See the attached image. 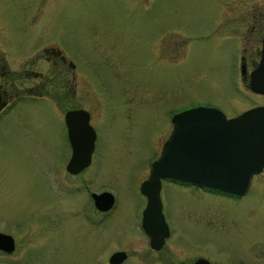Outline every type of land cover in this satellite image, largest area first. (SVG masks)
Wrapping results in <instances>:
<instances>
[{"label": "rangeland", "instance_id": "obj_1", "mask_svg": "<svg viewBox=\"0 0 264 264\" xmlns=\"http://www.w3.org/2000/svg\"><path fill=\"white\" fill-rule=\"evenodd\" d=\"M263 32L264 0H0V71L20 79L36 72L30 81L44 94L28 100L25 92L0 122V232L17 248L0 264H105L111 250L148 249L139 186L171 116L205 106L233 118L264 105L238 65L241 47L245 58L258 55ZM75 107L89 113L96 141L90 166L70 177L63 113ZM103 190L115 207L96 214L89 191ZM190 191L170 184L161 193L174 261L197 254L264 264V188H252L254 219L241 204L231 232L221 213L198 231L190 208L222 210L225 202ZM147 260L158 264L150 253Z\"/></svg>", "mask_w": 264, "mask_h": 264}, {"label": "water", "instance_id": "obj_2", "mask_svg": "<svg viewBox=\"0 0 264 264\" xmlns=\"http://www.w3.org/2000/svg\"><path fill=\"white\" fill-rule=\"evenodd\" d=\"M241 73L244 74V67ZM249 88L253 93L264 95V34L260 60L249 74ZM171 122V134L160 156L151 164L148 180L141 185V192L148 200L142 227L156 250L169 234L160 212L161 179L242 194L251 176L264 168V106L233 118H226L217 108L199 106L173 115ZM65 124L72 151L66 170L77 174L90 164L96 134L89 124V113L82 109L67 111ZM92 198L100 211H108L114 202L108 192L93 193ZM13 249V238L0 232V250L11 252ZM124 257V252L113 253L109 263L117 264ZM193 264L212 263L200 258Z\"/></svg>", "mask_w": 264, "mask_h": 264}, {"label": "flooded vegetation", "instance_id": "obj_3", "mask_svg": "<svg viewBox=\"0 0 264 264\" xmlns=\"http://www.w3.org/2000/svg\"><path fill=\"white\" fill-rule=\"evenodd\" d=\"M260 48H261V44H260ZM241 49H242V52L239 53L240 55H239V59H238L239 60L238 61L239 72H240L241 82H242L243 86L249 91V88H248L249 73L258 64V61L260 59V49L258 51L257 56H250L249 58H245V56L243 54V48L241 47ZM69 64H71V66H72L71 62ZM242 66L244 67V71H245L243 75L241 74V67ZM6 73H4L3 71H0V122L3 121V119L6 118L9 114H11L14 111V109H16L17 105L19 104L20 99L26 98L25 92L28 93V96H27L28 100H30V99L35 100L39 97L42 98L44 96V94H42L41 92L37 93L35 91V84L33 83V81H30L29 76H31V75L34 76L36 72H34L33 74H24V75L22 74L24 76L23 79H20V76H18V74H15V73L11 74L10 71H7ZM20 80H22L21 81L22 84H23V81L27 80V82H28L26 85L27 87L22 89L23 91L21 89H19V82L18 81H20ZM20 95H22V96H20ZM77 108L78 107L68 108V109H77ZM67 161L65 163L64 170H65ZM84 170L79 172L78 174H75V175L68 173L66 170L65 171L70 177H77L80 174H82L84 172ZM148 176H149V172L143 181H145L148 178ZM170 184H175L179 187L187 186V187L191 188L190 193L197 200H201L202 197L204 198V196L208 195V194L215 195L216 197L217 196L221 197L223 202H225L224 206L222 207V210H218L216 207H213V209H212V207L211 206L209 207L208 205H206L205 207H203L201 209L199 207L194 206V207L190 208L187 216L191 221H193V223L197 227L198 231L205 232L206 230H210L209 227L211 226L212 221L216 220V219H213L212 214H220L221 213V216L218 219H219L220 224L222 225V229L226 232L227 231L231 232L233 229H235L239 225L238 217H236L234 215L237 214V210L239 209L241 204H246L247 207L248 206L252 207L251 210L248 211L247 216H250V219H254V214H255V211L257 210L256 209L257 207H256V204L254 201V194L251 192H252L253 187L264 188V168L262 169V171L260 173L253 175L251 177L247 189L242 194H233V193H229V192L216 191V190L201 187V186H198L196 184H191V183L187 184V183H181V182L165 180V179L162 180L160 191H159V198H160V203H161L160 212H161V215H162L164 222L167 225L169 234L167 237H165L164 243L162 244L160 249H157V250H155L151 247L150 238L144 232L143 227H142L143 211L146 208L147 199L140 192V194L142 195V198L144 200V208H143L141 215H140V229H141L140 233H141L142 237L144 238V243H145V245L148 246V249H144L142 251L139 249H137V250L132 249L131 250V249H127V248H120V249L111 250L108 258L105 260V264H106V262H107V264H110L109 258L113 253H116V252H124V254H125V257L117 264H127L128 262L131 264H147V262H148L147 254L148 253H150L152 258H154V260H156V261H154V263H158V264H192L200 258L206 259L213 264H226V263H216V262L208 259L205 256L197 255V254H195L193 256H189L187 261H184V262H178L176 260L175 261L173 260L175 258H172L171 253L169 254V249L167 247L169 246L168 241L172 237L174 227H172L169 224V222L167 221V219L165 217L163 203L161 200V193L163 190V186L164 185H170ZM139 191H140V186H139ZM89 192H90V197H91V201H92V210L94 213H96V214L110 213L114 209L116 201L114 202L113 206L111 207V209L109 211H107V212L99 211L94 205V202L92 199V194L93 193H100V192H93V191H89ZM249 198H251V199H249ZM249 202H251V204ZM227 206H229V208H230L229 212L225 211V208ZM252 248H254V243L250 242L248 250L250 252H252L253 254H256L253 252L254 249H252ZM16 251H17V248H16L15 239H14V251L11 253H6L5 251L0 250V256L6 258L7 256H9V254L16 253ZM165 255H168L170 257L167 258ZM134 256L138 257V258H142L141 261H140V259H138V260L135 259L133 261ZM97 262H99V260ZM244 262L245 261H240V264H249L247 262L246 263H244Z\"/></svg>", "mask_w": 264, "mask_h": 264}]
</instances>
